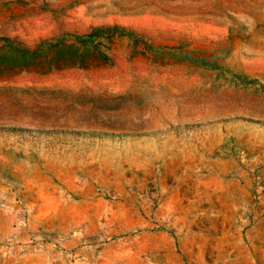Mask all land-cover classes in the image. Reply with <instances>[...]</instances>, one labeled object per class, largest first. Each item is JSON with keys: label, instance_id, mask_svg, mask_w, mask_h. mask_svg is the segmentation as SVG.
Wrapping results in <instances>:
<instances>
[{"label": "rangeland", "instance_id": "rangeland-1", "mask_svg": "<svg viewBox=\"0 0 264 264\" xmlns=\"http://www.w3.org/2000/svg\"><path fill=\"white\" fill-rule=\"evenodd\" d=\"M0 264H264V0H0Z\"/></svg>", "mask_w": 264, "mask_h": 264}]
</instances>
